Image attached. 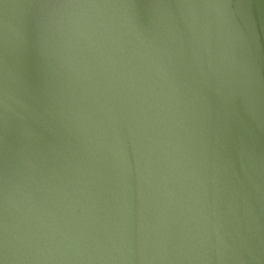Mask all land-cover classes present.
Masks as SVG:
<instances>
[{
  "label": "water",
  "instance_id": "water-1",
  "mask_svg": "<svg viewBox=\"0 0 264 264\" xmlns=\"http://www.w3.org/2000/svg\"><path fill=\"white\" fill-rule=\"evenodd\" d=\"M0 264H264V0H0Z\"/></svg>",
  "mask_w": 264,
  "mask_h": 264
}]
</instances>
